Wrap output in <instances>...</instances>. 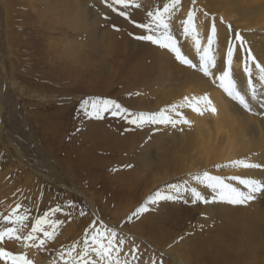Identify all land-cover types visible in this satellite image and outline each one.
Segmentation results:
<instances>
[{
  "label": "rangeland",
  "instance_id": "1",
  "mask_svg": "<svg viewBox=\"0 0 264 264\" xmlns=\"http://www.w3.org/2000/svg\"><path fill=\"white\" fill-rule=\"evenodd\" d=\"M32 1L34 2V0H0V102L2 104L0 122H3L4 125L3 136L0 135V214L9 215L16 204L20 203L22 208L19 211L23 212L24 209H27L30 214V222H34V219L45 211L60 205L62 211L53 214L51 218L60 219L65 223L57 228L54 239L46 241L42 250L32 248L30 253L15 240L7 239L0 246L14 253L27 251L28 258L32 259L34 264H49L62 251L67 255L66 250L73 242L79 241V246L82 247L85 230L89 229L92 221L98 218L88 199L84 196L85 194L96 201L100 209V213H98L100 219H109L118 226L129 230V233L122 236L129 246L126 254L132 257L131 249L133 246H136L137 249L135 253L137 259L132 258L131 264H153L154 260L156 264H159L161 253H163L164 264H182L177 262L175 253L181 254L185 248L193 249V238H196L195 229L191 227L190 214L182 208L169 206L165 212H160L161 215L157 205L150 204L147 212L129 222L128 215L144 201L142 197L141 201L133 204V207L127 205L130 208L129 211L118 219L121 214L118 211H124V206L126 207L128 201L107 199V196L103 195L104 190L101 186L107 184L116 190L112 181L118 180L128 172L135 174L139 168L135 166V156L132 157L128 153V149H125V152L118 151V154L110 149L104 151V149L93 145L92 136L94 137L101 127L98 126L97 129L95 125L86 122L84 110L81 108V102L84 99L102 97L114 99L130 110L139 111L131 108L127 102L138 99L140 93L135 86L121 91L119 90L121 85L111 84L110 76L114 71L111 65L116 64L115 59L118 58L126 59L123 62L125 66L122 67V70L126 68L124 71H128L129 65L136 63L135 60H140L139 63L145 60L149 64L153 59V53L159 47L151 43L145 48L137 46L136 39L129 33L141 34L140 29L112 12L105 4L101 3V0H90V16L99 23L92 26L102 32H113L116 44H121L123 47L121 51L124 49L122 55L121 53L115 55L114 52L107 50L98 53L89 37L68 33L63 21L61 24L57 23L54 17L49 16L50 12L45 5L36 9L43 15L39 17V14L32 9L30 4ZM167 2L169 0H136L140 7L129 9L130 20L143 22L148 11L162 7ZM105 16L108 19H105ZM170 22L173 32L177 34V29L173 26L172 21ZM113 25L119 30H116ZM72 47L77 50L75 57L76 52L73 54L69 52ZM132 53L136 55L137 59ZM117 67L116 64L115 69ZM53 109L57 112L71 110V114L66 113L67 115L63 119L59 116L49 119L59 127L63 120L68 122L63 129L61 126L64 136L57 141L56 145L51 144L47 135H43L39 130L40 127L35 123L36 117H45L43 114H47V110ZM95 119L101 122L104 125L103 128L108 131L115 129L114 133L121 137L132 131H144V128H135L127 121L112 117L110 114H105L103 119L96 117ZM7 137L12 143L9 149L10 153L7 150L4 151L3 143ZM16 149L21 152V157L16 154ZM69 150L87 155V157L93 154L101 158L105 156V162L101 166L98 163V167L92 171L77 170L67 164L68 155L66 153ZM39 151L45 153L44 155L48 158L50 157L51 164L56 171L54 173L59 174V180H62L65 186H58L50 182L49 178L44 177L46 171L43 172L44 170L38 166V160L42 158V153ZM20 161L27 164L23 165ZM106 162L109 163L106 164ZM126 163H132L134 168L123 169L121 166ZM31 167L35 170H32ZM48 174L54 175L51 172ZM69 202H72L74 207H69ZM81 210L86 213L84 216L80 215ZM67 213H71V219L66 215ZM155 214L163 216L164 229L167 233V237L162 242L156 240L159 236L156 239L152 238V243L162 247V252L154 249L145 240L147 232L143 234L140 228L145 219H148L146 217L151 216L155 220ZM176 217L179 218L178 221L184 220L185 223H175L176 219L174 218ZM11 226L10 223L0 219V228ZM204 233H206L205 228L201 230L200 234L204 235ZM40 235L43 238V235ZM183 241L185 242L183 243ZM190 262L196 264L194 260ZM0 264H5V262L0 260Z\"/></svg>",
  "mask_w": 264,
  "mask_h": 264
},
{
  "label": "bare ground",
  "instance_id": "2",
  "mask_svg": "<svg viewBox=\"0 0 264 264\" xmlns=\"http://www.w3.org/2000/svg\"><path fill=\"white\" fill-rule=\"evenodd\" d=\"M89 2L90 0H34L30 4L35 11L39 6L45 5L50 12L49 16L54 17L57 23L61 24V21H63L65 30L68 33L72 32L76 36L89 37L94 43L93 46H95L96 52L102 53L107 50L114 52L115 55L120 53L122 55L124 49L121 51V48H123L121 44H116L113 32H102L97 27L92 26L94 24L97 25L98 22L90 16ZM197 5L209 13L208 20L201 16L197 23V30L200 32L202 45L207 43L206 37L209 31L211 15L215 14L216 16L218 41L214 45L213 55L217 57L218 65L221 58L226 55L227 37L231 36V32L226 29L224 24H221L219 19L221 16H223L225 21L231 23L234 29L241 31L253 49V54L264 60V0H197ZM191 7V0H181L179 9H174L175 14L171 16L173 26L177 29L178 40L182 45V50L186 51L190 57L194 55L193 42L190 37L185 38L180 35V21L186 18V14ZM36 12L39 17L43 16L39 11ZM135 44L141 47L144 46L143 48L151 45L149 43H144V45L142 41L137 40H135ZM149 49L152 48L149 47ZM69 52L71 54L76 52L74 57L77 55L75 47H72ZM132 54L135 58L136 55ZM152 57L153 59H151L149 64L145 60L139 63L140 60H135L137 58L132 59L136 63L129 65L128 71H124L126 68L122 70V67L125 66L123 62L126 59H115L118 65L117 69H115V63L111 65L114 70L110 76L111 84L121 85V89H119L121 91L135 86L140 93L138 99H133L132 101L129 99L131 102H127V105L136 110H157L166 103L179 101L184 95L193 91L197 93L207 91L220 110L221 117L230 123L233 132L226 142H218L209 149L208 145L210 142L208 140L201 141L200 138L201 129H207L209 125L195 113H187L188 118L194 121L196 125L191 136L173 131L171 128L153 133L151 127H145L144 131H132L124 137L114 133L115 129L108 131V129L103 128L104 125L101 122L96 121L95 117L93 119L85 114L86 122L95 125L96 128L98 126L101 127V129L97 128L95 136H92L93 145L104 149V151L110 149L116 153L118 151L125 152V149H128V153L132 157L133 155L135 156V166L139 168V172L136 171L135 174L128 172L118 180L112 181L117 188L116 190L107 184L101 186L104 190L103 195L107 196V199L128 201L126 207L124 206V211H118L121 212L118 219L126 215L130 209L129 207H133L134 203L141 201L142 197L145 200L153 190L158 186H162V182L183 184L187 180L190 186L202 190L203 186L191 180L187 175L188 173L210 170L212 174L226 178L243 174L264 179V169H244L243 167L213 168L215 164H225L230 159L236 158H247L254 163H264V108H261L258 102L253 101L254 110L252 112L242 110L219 87L212 85L207 78L202 77V74L195 73L187 66L180 64L175 60L173 54L164 49L158 48ZM233 71L238 82H243L242 61L239 56L234 57ZM0 110H2L1 102ZM46 112L47 114H43L45 117H36L35 123L40 127V132L43 135H47L51 144L56 145L57 141L64 136L61 131L68 122L63 120L61 129V126L59 127L54 121L49 119L54 116H59L63 119L67 115L66 113L71 114V110L57 112L53 109ZM3 126V122H0V135L3 134ZM149 136H151L150 140L148 139ZM193 140L196 141L195 147L189 149L188 145ZM3 145L4 151L7 150L10 153L9 149L12 143L8 137ZM16 151V154L21 157V152L17 149ZM39 152L42 153V158L38 160V166L44 170L43 172L46 171L44 177L49 178L50 182L58 186H65L63 181L59 180V174L57 173L56 175L54 173L56 171L51 164L50 157L48 158L44 155L45 153ZM66 154L68 155L67 164L69 167L72 166L81 171L96 169L98 167L97 164L99 163V166H101L106 158L105 156L102 158L96 157L94 154L87 157L84 154H77L74 150H69ZM20 162L23 165L27 164L23 161ZM108 163L106 162V164ZM31 169L35 170L32 167ZM48 172L54 175L51 176ZM73 187L75 188L74 185ZM179 195L183 199L163 201L157 204L159 213L165 212L169 206H172L182 208L190 214L189 219L192 220V224H190L196 233V238H193L194 248L191 249L190 247L188 250L185 248V251L181 254L175 253L178 263L192 264L190 261L194 260L196 264H264V200L254 202L248 207L232 208L219 203H192L187 192H182ZM84 196L88 199L95 215L100 218L98 215L100 209L94 198H89L85 194ZM160 214L162 215V213ZM154 217L155 220L151 216L146 217L148 219H145L140 228L143 234L147 232L145 240L154 249L162 252V247L154 245L152 238L156 239L159 236L156 240L162 242L167 237V233L166 229H164L163 216L155 214ZM174 219H176L175 223H185L184 220L178 221V217ZM180 219L182 218L180 217ZM102 220L108 226L116 227L118 234L121 236L129 233V230L118 226L114 221L109 219ZM203 228H205L206 233L201 235L200 232ZM128 248L129 246L126 243L121 246L119 258L122 260L127 259L131 264L132 257L126 254ZM27 251L31 253L32 249H27ZM66 257V260L70 262V258L65 254ZM49 264H64V261L60 259L59 254Z\"/></svg>",
  "mask_w": 264,
  "mask_h": 264
},
{
  "label": "snow or ice",
  "instance_id": "3",
  "mask_svg": "<svg viewBox=\"0 0 264 264\" xmlns=\"http://www.w3.org/2000/svg\"><path fill=\"white\" fill-rule=\"evenodd\" d=\"M101 3L119 17L128 20L135 28L141 30V34L129 33L130 36L170 52L180 64L187 66L195 73L202 74V77L207 78L212 85L219 87L242 110L252 112L254 110L253 101L258 102L260 107L264 108V60L253 54V49L241 31L234 29L233 25L225 21L223 16L219 17L220 22L231 32V36L227 37L226 55L221 58L218 65L217 57L213 55L214 45L218 41L216 16L215 14L211 15L206 37L207 43L202 45L197 23L201 16L208 20L209 13L197 5V0H191L192 7L188 10L186 18L180 21V35L185 38L190 37L193 42L194 55L191 57L182 50V45L177 39V34L173 32L170 22L171 16L175 14L173 10L179 9L181 0H169L162 7L148 11L143 22L130 20L131 12L129 9L140 7L136 0H101ZM105 19L108 17L105 16ZM113 27L116 28L115 25ZM116 30L119 29L116 28ZM236 56H239L242 61L243 82H238L233 71V61ZM81 108L90 117L103 119L105 114H110L112 117L127 121L129 125L135 128L151 127L154 133L171 128L173 131L190 136L193 134L196 125L194 121L188 118L187 113H195L209 125V128L201 129L200 132L201 141L208 140L210 142L209 149L218 142H226L233 132L230 123L221 117L220 110L207 91L203 93L193 91L184 95L179 101L166 103L157 110L133 111L114 99L102 97L84 99L81 102ZM148 139L150 140L151 136ZM195 144L196 141L193 140L188 148L195 147ZM121 167L125 170H131L134 165L126 163ZM225 167L264 169V163H254L247 158H236L230 159L225 164L213 165V168ZM187 175L198 185H202L203 189L198 190L197 187L190 186L187 180L183 184L162 182V186L153 190L128 215L127 220L131 222L133 218H139L141 214L149 210L148 205L150 204L157 205L163 201L183 199L179 195L182 192L189 193L192 203H219L232 208L248 207L254 202L264 200V179L243 174L226 178L221 175H214L210 170L188 173ZM69 207H74V204L69 202ZM21 208L22 205L17 203L9 215L0 214L2 221L12 225L11 227L0 228V244L7 239L15 240L25 250L44 249L46 241L54 239L57 228L65 223L60 219L51 218L53 214L62 211L61 206L57 205L45 211L36 217L34 222H30L28 210L24 209L23 212H20ZM85 214L83 210L80 211L81 216ZM66 215L71 219V213ZM40 234L43 235V238ZM124 243L125 238L118 234L116 227L108 226L102 219L97 218L89 225V229L85 230L83 246L80 247V242L76 241L66 250L70 262L65 259V252L63 251L60 253V259L64 261V264H130L129 260L119 258L121 246ZM136 250V246L131 249L133 259H137ZM162 257L163 253H161L159 264H164ZM0 260L4 261L5 264H34V261L28 258L27 251L14 253L2 246H0ZM153 264H156L155 260Z\"/></svg>",
  "mask_w": 264,
  "mask_h": 264
}]
</instances>
